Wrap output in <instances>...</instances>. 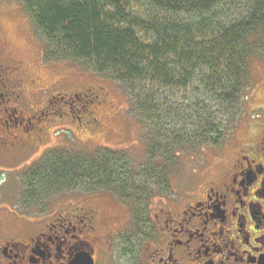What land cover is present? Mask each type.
Masks as SVG:
<instances>
[{
	"label": "trees",
	"instance_id": "1",
	"mask_svg": "<svg viewBox=\"0 0 264 264\" xmlns=\"http://www.w3.org/2000/svg\"><path fill=\"white\" fill-rule=\"evenodd\" d=\"M18 1L43 61L118 85L146 148L141 162L103 148L49 151L25 180L27 208L71 191L107 193L145 225L149 202L169 195L179 156L222 141L220 109L231 115L250 62L264 55V0Z\"/></svg>",
	"mask_w": 264,
	"mask_h": 264
},
{
	"label": "rangeland",
	"instance_id": "2",
	"mask_svg": "<svg viewBox=\"0 0 264 264\" xmlns=\"http://www.w3.org/2000/svg\"><path fill=\"white\" fill-rule=\"evenodd\" d=\"M0 30L12 44L11 58L23 62L28 72L38 78L34 86H26L23 107H16L25 118L32 114L28 110L38 111L36 120L18 127L20 137L15 146V140L8 139V145L0 148L1 242L26 244L30 235L58 216L75 212L76 207L94 208L98 213L95 231L78 234L69 229L68 235L78 234L87 242L84 247L92 251L96 264H149V234L156 227L155 216L166 208L167 199L179 196L182 182L190 181L194 171L227 161L228 157L231 161L243 141L253 138L264 124L263 55L250 62V80L231 115L219 108L225 121L222 141L215 147L179 156L180 168L172 178L169 195L149 202L144 211L145 225H140L142 216L133 217L129 206L107 193L85 195L71 191L55 195L39 208H27L25 180L34 164L49 151L74 154L103 148L141 162L145 141L143 129L132 118L131 106L118 85L73 64L43 61L36 31L18 0H0ZM110 231L115 232L112 251H106Z\"/></svg>",
	"mask_w": 264,
	"mask_h": 264
},
{
	"label": "flooded vegetation",
	"instance_id": "3",
	"mask_svg": "<svg viewBox=\"0 0 264 264\" xmlns=\"http://www.w3.org/2000/svg\"><path fill=\"white\" fill-rule=\"evenodd\" d=\"M12 50L0 30V148L8 139L15 146L18 127L32 124L38 114L30 109L25 118L16 108L23 107L26 86L38 78L11 58ZM228 158L194 171L190 181L182 182L179 196L167 199L150 230L149 264H264V124ZM74 209L44 224L26 244L0 241V264H69L79 252L91 255L96 264L78 234L95 231L98 213ZM5 212L14 216L7 208ZM69 229L78 234L68 235ZM114 233L108 234L106 251H112Z\"/></svg>",
	"mask_w": 264,
	"mask_h": 264
},
{
	"label": "water",
	"instance_id": "4",
	"mask_svg": "<svg viewBox=\"0 0 264 264\" xmlns=\"http://www.w3.org/2000/svg\"><path fill=\"white\" fill-rule=\"evenodd\" d=\"M69 264H94V261L91 255L85 252H79Z\"/></svg>",
	"mask_w": 264,
	"mask_h": 264
}]
</instances>
